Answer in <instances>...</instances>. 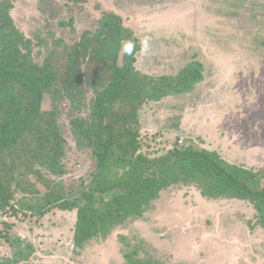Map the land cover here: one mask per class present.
I'll list each match as a JSON object with an SVG mask.
<instances>
[{
	"label": "rangeland",
	"instance_id": "obj_1",
	"mask_svg": "<svg viewBox=\"0 0 264 264\" xmlns=\"http://www.w3.org/2000/svg\"><path fill=\"white\" fill-rule=\"evenodd\" d=\"M41 61L54 38L71 43L94 30L103 11L121 16L142 45L135 67L175 74L191 61L202 80L186 92L148 101L139 110L140 151L156 157L173 147L214 150L234 164L264 168V0H3ZM51 108L45 95L42 109ZM65 174L34 166L17 176L16 200L40 202L65 192L70 202L89 190L95 160L80 147L65 114ZM264 179V178H263ZM118 190L103 194L110 200ZM76 208L43 216L10 210L0 227L31 244L29 264H264V228L248 199L214 198L194 184L163 190L142 217L114 227L74 252ZM8 224L9 226H5ZM14 250L27 251L24 245ZM5 253L13 252L5 243Z\"/></svg>",
	"mask_w": 264,
	"mask_h": 264
},
{
	"label": "trees",
	"instance_id": "obj_2",
	"mask_svg": "<svg viewBox=\"0 0 264 264\" xmlns=\"http://www.w3.org/2000/svg\"><path fill=\"white\" fill-rule=\"evenodd\" d=\"M142 45L115 12L103 11L94 30L71 42L54 38L43 59L33 57L32 41L16 27L0 0V219L10 210L43 216L51 209L76 208L74 252L93 238L105 239L126 220L142 217L160 193L176 184H194L206 198L248 199L264 228V168H246L214 150L173 147L156 157L140 151L138 113L148 101L189 91L202 80L191 61L175 74L148 75L135 67ZM48 95L51 108L43 110ZM76 143L95 160L93 186L67 200L50 191L40 202L16 200L19 171L34 166L65 174V130L60 104ZM118 190L106 200L103 194ZM5 226H9L5 224ZM5 243L13 252L5 253ZM24 245L27 251L14 250ZM30 243L13 241L0 227V264H29ZM128 264H143L124 254Z\"/></svg>",
	"mask_w": 264,
	"mask_h": 264
}]
</instances>
